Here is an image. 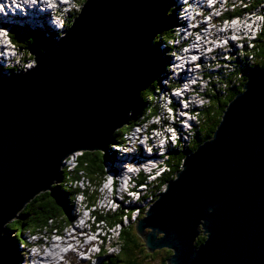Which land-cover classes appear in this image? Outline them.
<instances>
[{"label":"water","instance_id":"obj_1","mask_svg":"<svg viewBox=\"0 0 264 264\" xmlns=\"http://www.w3.org/2000/svg\"><path fill=\"white\" fill-rule=\"evenodd\" d=\"M172 1L85 0L27 73L0 77V255L8 223L61 181L65 159L107 151L127 123L160 68L153 42ZM254 70L136 222L149 252L172 251L169 264H264V67Z\"/></svg>","mask_w":264,"mask_h":264},{"label":"trees","instance_id":"obj_2","mask_svg":"<svg viewBox=\"0 0 264 264\" xmlns=\"http://www.w3.org/2000/svg\"><path fill=\"white\" fill-rule=\"evenodd\" d=\"M75 1L80 6L84 2V0ZM260 1L262 0H253L251 2L252 4H250L252 9L258 6ZM250 5H248L249 9L247 8V10L251 9ZM245 10V8H241L240 6L236 7L235 5L230 4V6L224 10L225 13L223 12L224 14L219 17V21L224 22L223 20L239 17L241 16V13L245 12ZM74 12L75 13L72 14V17L69 20V25L77 16L79 9H75ZM170 16L171 22H174V15ZM10 29V35L13 42L18 47H25L30 54L35 53L36 50H42L47 41L54 40L56 36L54 31L47 28L44 30L41 28L32 30L28 26L11 25ZM260 29L261 30L256 37L257 39L255 43H253V46L247 51L248 55H252L251 65L249 66L245 64V66L241 68V71H233L232 73L227 74L226 81L225 79L219 78L218 80L225 82V88L224 86H221V88H218L219 90L217 91L214 89L211 93H209L211 90H209L208 93H205V96L210 98V102L201 107L196 113L198 116V123L195 124L189 133L190 139L188 141L183 140L178 142V146L170 145L168 153L169 159L166 162L168 170L161 176L157 177L154 180L155 182L152 181L153 179L147 180V176L143 172L139 173V176L133 178L132 182L136 184L135 187L131 188L133 191H136L140 183L145 184L146 186L147 184L150 186L153 185L144 196L139 198L140 201L143 198L154 196L163 189L167 181L174 178L176 172L181 166L187 150L196 149L200 143L212 137L213 132L221 120L227 103L241 91V87L247 80L249 72L253 69L256 70L257 68L264 67V24L261 25ZM163 31L159 33L156 38L160 40L161 36L164 35L163 38L168 40L171 33L170 28H165ZM156 43H158V41H155V44ZM159 46L160 44L158 47H154L157 50V48L159 49ZM157 51L159 52V50ZM244 63H247V61L245 60ZM160 69L157 70L156 77H154L148 83L147 87L141 92L142 99L140 103L130 112L127 123L118 128L112 135V142L109 144L107 151H103L101 149L81 151V153L77 156V165L74 169L64 166L61 169V181L54 182L50 189L38 193L23 207L22 210L19 211L18 215L13 218V221L8 223L7 227L9 231H15V233L12 240L10 238H6L10 243V246H6L2 255H0V264H19V261L22 259L18 253L19 242L23 241L25 244L30 245L25 237V232L27 230L33 234L64 231V228L72 222L71 210L74 206L73 202L76 201L77 193L83 192L85 195L86 207L90 208L96 205L98 201L99 189L105 181L106 176H108L107 161H113V157L115 156V153H117L112 146L117 143H126V133L132 131V129L139 124L150 122V119L159 113L160 107L155 104L156 97L154 92L157 86H161V84L158 83V73ZM10 70L12 69L10 68ZM228 78H237L243 82L240 87H237L231 85ZM151 126L155 127L156 125L153 124ZM83 176L88 179L89 184L91 183L93 185L91 190L90 185L84 190H82L80 185H78V182ZM123 203V201L120 203L119 209H107V211H99L98 208L96 210L92 209L94 219L97 223H102L103 226L109 225V227H113L114 225L120 226V233L117 240L115 242H111L113 246H117L118 251H111L103 244L101 252L98 256L99 259L97 264H169L167 260L172 254L171 250L164 248L154 252H149L143 239L136 230V222L138 220L130 221L127 224L123 222L124 212L129 217L133 214L131 208L132 204H130V207L127 209H124L126 206ZM144 210L146 209L144 208L140 211L138 217L143 215ZM94 229H96L95 225ZM107 237L108 234L106 237H103V239L105 240ZM205 239V235L201 234L197 238L196 244H201ZM15 244L17 245L16 247H14Z\"/></svg>","mask_w":264,"mask_h":264},{"label":"rangeland","instance_id":"obj_3","mask_svg":"<svg viewBox=\"0 0 264 264\" xmlns=\"http://www.w3.org/2000/svg\"><path fill=\"white\" fill-rule=\"evenodd\" d=\"M212 1H214V0H211V6H212ZM252 1L253 0H247L246 2H244L242 0H220V4L215 5L214 8H213V11L212 10L210 11L211 12L210 14L206 13L203 8L194 7V12H193L194 14H193V16H194V18L196 20H195V22L190 23V25L192 24V27H193V29H192L193 35L198 36L197 28H198L199 22H201V20L204 21V22L205 21H209L208 22L209 24H207L208 26H206V28L204 27V28H201L200 29L201 30L200 31V34L206 33L205 36H206L208 42L211 43V45H209V43L206 42V44H208V45H206V47L208 46L207 47L208 52L213 51V48L214 47H218V46L222 45V42L221 41H223L225 43L227 42V38H223V40L221 39V41L218 40V39H214L213 38V36H214L215 33L212 32V31L214 30V28H216V29L218 28L220 30H223V29L229 28L232 23L237 24V25H242L243 23H245L246 27L248 29H250L249 34L247 33V34H244V35H241V36H239L238 34H233L232 35V38L234 37V40L236 39V41H234V42L237 43L236 46H229V47L224 46L222 49H220L217 52H215V53H218V54H212V53H210L209 56H206L204 58V61L202 60L203 61V66H201V64L200 65L199 64L198 65L196 64L198 66V67H195L196 70H200L201 67H202V72H200V73L197 74L198 75V78H201L205 74H207L208 76L215 75V74L221 72V70L218 69V68H221V67H224V69H227V74L231 73L233 70H235L236 72H238V71L241 70V67L242 66H238L236 69H233L234 64H238L237 63L238 61H241L242 63H244L245 60L251 62L252 55H250V57L247 58L246 55H248V52L245 51V50H243L242 48H243L244 45H246V43H249L248 46L250 48L253 46V43H254L253 40L257 37V35H258L257 33H259L260 28H261V24H264V21H262V20H264V15H263L264 14V0L260 1V4L258 6H256L255 8H253V9H252V6L250 5ZM54 2L56 3V6H58L56 8H59V4H57L56 0H54ZM227 2H233V5H235L236 7L240 6L241 8H245L246 9L245 10V13H241L240 14L241 16L238 17V18H236V19H234V20H230L228 22H219V20H217V19H218V17L221 14V10H223V9L225 10L226 9V3ZM0 4L2 5V3H0ZM1 5H0V7L1 8H4ZM248 5L251 6V9L250 10H247V8L249 9V6ZM40 6L41 5L39 4L38 7H40ZM61 6H62V8H59L58 9L59 11L64 10L67 7L69 8V6H70V9L72 10L71 13L67 9V11H64L62 13L63 16L60 17L62 20H64V18H67L69 20V17L71 16V14L75 13L74 11H75L76 7L79 6V4L75 0L74 1L73 0H68V4H65L64 3ZM30 7L31 8H34L35 5L33 4ZM176 7L177 6H175V8ZM26 8H27V13L32 14V16L36 17L37 19H42L43 20V24L46 23V20H48V18H50L51 16L54 17L56 15L55 14L56 11H53V9H50L49 10L50 16L47 17L48 15H46V17L43 18L42 17L43 13H39V15H37L36 13H34L33 10H30L27 6H26ZM56 8H54V9H56ZM38 10L41 11V7H40V9L38 8ZM1 12L2 11L0 9V13ZM174 12L171 11V10L168 12L169 15H174L175 14L174 17H173V19L174 18L175 19H178V22L177 21L176 22H172V27L170 29L171 30L170 39L172 37H175V36L178 35V37L175 39V44L172 46V49L177 48V43H180L187 36V34L185 36H182V37H180V35H179L180 34L179 29L180 28L183 29V28L186 27V25L183 24V21H185L184 19H186V18H181L180 17L181 11L180 12L178 11L179 12V13H177L178 16ZM251 14H252V16H251ZM198 15H201V16L197 19ZM15 16H13V17H15ZM257 17H260V19H257ZM188 21L189 20L187 19V22ZM41 22L42 21H38V23L40 24V26H41ZM25 23L29 24L26 21H25ZM181 25H182V27H181ZM30 26H32L33 28H35L33 25H30ZM175 26H179L178 27V33H177V28H175ZM33 28L30 27V29L34 30ZM189 32H190V30H189ZM240 38H242L244 41H240ZM155 40H156V42L158 41V43L155 44L156 47H158V45L160 44L159 49L157 48V50H159L158 54H160L162 56V60L159 63V66H161V69H160V72L158 73L159 74L158 80H159V83L160 84H163L164 85L163 87H159L158 86V89L155 90V92L157 94V96H156L157 100H156L155 104L160 107V109H159L160 118H158L156 121H159L161 118L162 119H165V116H166L165 114H167V117L168 118L170 117L169 118L170 122L176 121V117H178L179 115L180 116L183 115L184 117H187L188 116V118L192 119L193 122H194V125H195L196 123H198V116L196 114L198 111L193 116V115L187 114L186 112H182L181 113V110L178 109V108H182V107H184V108L190 107L189 102L191 101V99H190V101H187V99H186L183 103H181V102L179 103L178 102V108H176L175 102L177 100L178 101L181 100L180 96H174V101H173V99L170 98V96H166L167 86H169L168 83L170 82V80H172L171 82L173 83L174 82V79H177V73L172 74L170 77L167 76L166 70L169 68V65L167 63L169 60H167V58H169V57L170 58L171 57L173 58L174 57L176 59L177 56H174L172 53L167 54L166 49H163L164 48V45H165L164 42H161V40H159L157 38ZM203 40H204V38H203ZM3 43H5V42L3 41ZM5 44H8L7 41H6ZM17 48L19 50V56L16 58L15 61L7 62V63H6V61H4L3 62L4 65H3V63H0V68H2V67L5 68V67L8 66V64L11 65V66H8V67L11 68L12 70H6L5 71L6 74H13L11 71H14V72H18V70L25 71L26 69L29 68V67H26V65L31 64V66L33 67L34 64H35L34 55L32 56V53L30 54L28 52V50L25 49V47H18L17 46ZM184 48L189 50L190 46L186 45V46H184ZM184 48H182V50H185ZM13 49L15 50L14 46H13ZM239 55H240L241 58L239 57ZM197 56H200V55L197 54ZM193 57H196V56L193 55ZM208 58H209V60H208ZM225 60H227V61L224 62ZM171 68H174V66H171L170 69ZM181 71H182V69H180V68L177 69L175 67V72H181ZM188 72H189V69H188ZM210 83H211V81H209V78L208 77H204L203 80L200 82V89L199 90L202 93V97H201L202 98V101L199 100L196 103L195 107H199L202 104L205 105L208 102H210V98L208 96L203 95L204 92H205V90L207 89V87H209V88L206 91V93H208L209 90L211 89L212 85L209 86ZM190 84L191 85L193 84V80L190 81V82H188V83H186V85H184V88L189 87V89H190ZM189 89H187V90H189ZM178 92H180L181 95L183 94L182 91H181V89L178 90ZM209 93H211V92H209ZM198 99L199 98H194L193 101L194 100L196 101ZM172 103H174V108L176 110H174V108H172ZM174 111L176 112V115L174 114ZM185 124H186L185 121H181L179 123V126L183 127ZM190 126H191V123H190ZM140 130H142V129H140ZM189 132H191V131H189ZM138 133H142V134L144 133V138L142 136V138L139 140L140 143L142 141L146 142L149 139H153V137L155 135H158L159 137H162L161 140L163 141V143L165 142V140L167 142H171L172 144L175 143V137H176V135L173 136V133H175L174 129H168V133H169L168 136L166 135L165 131L162 130V131L155 132L154 134H150V136H146V139H145L146 130L144 132H138ZM138 133L134 129V131L131 134H127L125 136L126 143L132 144V143H134L133 140L134 141L138 140L136 138V134H138ZM164 133H165V136L166 137H164ZM182 139L183 140H186L187 137L185 136ZM126 143H125V145H126ZM157 143L158 142H156L154 144H157ZM126 146L127 147H130L132 149V150H129L130 152L133 151L132 153H127L126 154L128 157L129 156H131V157L132 156H135V154H136V157L139 159L140 158L139 157L140 152H138V151H141V154L142 155L143 154H148V149H146V147H145L146 145H143V144L137 145L136 146L137 148H135V149L132 148V146H129V145H126ZM80 153H81V151H78V152H75V153L71 154L68 157L69 160H67L68 164L65 163V165L67 167H70V169H73V167L76 165V156H78ZM118 155L119 154H116L115 153V156L116 157ZM136 157H132L133 158L132 161L137 160ZM150 158H151V160H153L152 159L153 157H150ZM155 162H157V161L155 160ZM159 168L160 169L158 170L157 174H161L162 172H165V171L168 170L167 167H164V166L163 167H159ZM107 170H111L110 167H108V165H107ZM107 173H108V171H107ZM106 178H108V176H106ZM129 178H130V176L127 173L125 175V177L123 178V180L121 181V183H120V184L124 185L123 188H121L119 186L118 182H116L114 184V186L109 187V189H112L113 190V196L114 197L117 196L116 197V202H118V203H120L122 201L124 202L123 204H125V206H126L124 209H127L128 207H130V206H128L129 204H132L131 205V208H133L132 206L134 205V201H135L134 199L136 197H138V194H139L137 192H134L133 193V196L135 198L133 197V200L130 197H128L126 199L125 198V195H123V194H127V188L128 187L125 186V184L127 183V180ZM106 181H107V179H106ZM106 184H107V182H105V184L99 189L98 201H97L96 205L93 207V209L98 208L99 211H107V209H111V208L112 209H114V208L116 209L117 207L119 209V205L120 204H118V206H117L115 204V202L113 201V198L110 196V192L109 191L108 192L106 191V187H107ZM81 185H84L86 188L90 185V190L93 188V185L91 183L89 184L86 179L84 180V182H81ZM144 185L145 184H142L141 187H143ZM152 186L153 185L148 186L147 188H145V187L142 188V190H141L142 193L143 194H146L148 192V190L150 188H152ZM165 190H166V185H164L163 189L161 191H159L158 193H161L162 191H165ZM158 193H156V194H158ZM154 200H151V197L143 198L141 205L143 207H146L148 209L149 206L153 203ZM73 205L74 206H73V208L71 210V214H72L71 215L72 216V218H71V220H72L71 225L70 226H66V228H64V231L62 233L63 234H65L66 232L67 233H69V232H73L74 233L75 230L79 232L80 231V228L79 227L82 225L81 229L84 228L85 230H88V234H89L86 238L84 237L85 238V241H87V242H90L91 241L92 244L90 245V247H89L88 250H85V249L84 250H79V248L71 247V246L65 247L64 252L59 255V260L62 261L63 259H65V260H68L69 262H71L70 260H73L74 261V264L75 263L76 264H85V263H87V264L88 263L89 264H97L98 263V259H99L98 256H99V253H100V249H101L100 248V245L101 244L102 245L103 244L106 245V247H108L111 251L117 252L118 251L117 246L109 247L111 242H115L117 240L116 234H110V232L111 231H116V230H112V229L109 230L107 232V234H108L107 239H105V240L102 239L101 240L99 238V235L100 234H103V232L105 233V231H101V229H97L98 228V224L92 218V216L90 214V211H87L86 210L85 213H84V215L81 216V218L79 220H77L75 218V214L78 215V214L82 213V208L85 205V195H83V194L80 195V193H77L76 194V201L73 202ZM18 213H19V211L17 212L16 216L18 215ZM85 220H87L88 223H84ZM12 221H13V219L10 222H12ZM130 221H135V220L134 219H126V218H124L125 224L129 223ZM100 222H102V221H100ZM74 225L76 226V228H79V229H74ZM94 225H95V228H96L95 231L93 230L94 229ZM100 225H102V223ZM117 227H119V226H117ZM14 233H15V231H12V232L9 231L6 234L5 233H2V237L4 239L5 238H10L12 240V238L14 236ZM41 233L42 234H34L32 237H35V239H32V237H29L31 235L30 232H29V230H27L25 232V237L29 241H31V243H30V246H27L26 245V250H25L24 246H21V244L19 243V245H18L19 252L18 253H19V255L22 258L21 261H19V264H27L26 263V260H25V257L26 258L29 257L30 254H31V252L32 251H35L36 249L47 248V246H50V244H49L50 242L49 241L62 239V236L59 237V238H57L54 235V232H52L50 235H48L46 233L44 234V232H41ZM83 236H85V234H83ZM38 240L40 241V245L38 244V242H39ZM93 240H96V242L98 241V246L93 242ZM6 246H8V245L6 244ZM9 246H10V244H9ZM16 246L17 245L15 244L14 247H16ZM4 247H5V245H4ZM91 252H92V254H91Z\"/></svg>","mask_w":264,"mask_h":264},{"label":"bare ground","instance_id":"obj_4","mask_svg":"<svg viewBox=\"0 0 264 264\" xmlns=\"http://www.w3.org/2000/svg\"><path fill=\"white\" fill-rule=\"evenodd\" d=\"M242 1H244V2H246L247 0H242ZM56 2H57V4H59V8H62V4H68V0H56ZM173 3H172V5L174 4L175 6H177L176 7V15H177V13H179L180 11H182V10H184V9H187L188 10V13H190V15L186 18V19H184L185 21H183V24H185L186 25V27L185 28H180L179 29V31H180V34L179 35H181L182 34V36H185L186 34H187V36L185 37V41L184 40H182L180 43H177V48H175V49H173V50H171L170 48L168 49V50H166L167 51V54H170V52H172V54L174 55V56H177V58L175 59L174 57L172 58H167V60H169L167 63H168V65H169V68L166 70V73H167V76L168 77H170L172 74H174V73H177V79H174V82H175V86L173 87V88H171V89H168L167 88V90H166V96H170L172 99H173V101H174V96H180V98L182 99V98H187L188 97V93H190V89H192V87L194 86V83L195 82H193V84L191 85L190 84V89L189 90H185V88H184V85H186V83H188V82H190V81H196V85L199 83V81H198V73H200V72H202V67H201V69L200 70H196V68L195 67H198L197 65L199 64H201V66H203V61H204V58L206 57V56H209V54L210 53H212V54H218V53H215V52H217L218 50H220V49H222L224 46H227V47H229V46H236V42H234V41H236V39L234 40V38H232V35L233 34H238L239 36H241V35H244V34H249V31H250V29H248L247 27H246V25H245V23H243L242 25H237V24H234V23H232L231 24V26L229 27V28H227V29H223V30H220V29H216V28H214V30L212 31V32H214L215 34H214V36H213V38L214 39H218V40H220L221 41V39L223 40V38H227V42L225 43V42H223V41H221L222 42V45H220V46H218V47H214L213 48V51H210V52H208V50H207V47H206V45H208V44H206V42H208V40H207V38H206V33H202V34H200V29L201 28H206V26H208L207 24H209L208 22L209 21H202L201 20V22H199V26H198V28H197V31H198V36H195V35H193V33H192V29H193V27H192V24L190 25V23H193V22H195V18H194V16H193V12H194V7H198V8H203L204 10H205V12L206 13H208V14H210L211 12V10L213 11V8H214V6L215 5H218V4H220V0H214V1H212V6L210 7V6H208V0H187V4H184V3H181V0H173L172 1ZM0 3H2V5L1 6H3L4 8H1L0 7V9H1V11H4L5 10V6H7V5H9V6H17L18 4H20L21 3V0H16V2L14 3L13 2V0H0ZM40 3H39V0H38V2L36 3V4H34L35 5V7L34 8H31L29 5H24L23 6V8H26V6L30 9V10H33L34 11V13H36L37 15H39V13L41 12V11H39L38 10V8L40 9V7H38V5H39ZM230 4H233V2H227L226 3V8L228 7V6H230ZM252 4V3H251ZM171 5V6H172ZM188 5V6H187ZM198 5V6H197ZM205 5V6H204ZM18 7V6H17ZM56 7H58V6H56ZM183 7V8H182ZM59 8H56V9H53V8H47L48 10L47 11H49L50 9H53V11H55V10H57V11H59L58 9ZM182 8V9H181ZM6 10H8L9 11V9L6 7ZM171 10V9H170ZM169 10V11H170ZM200 10V9H199ZM179 11V12H178ZM224 9L223 10H221V14H220V16L219 17H221L224 13ZM41 13H43V15H42V17L43 18H45L46 17V15H48L47 17H49L50 16V13H47V12H41ZM245 13V12H244ZM263 13V12H262ZM55 14H57L56 12H55ZM175 15V14H174ZM264 15V14H263ZM178 16V15H177ZM201 15H198V17H197V19L200 17ZM40 17V16H39ZM219 17H218V19L217 20H219ZM240 17V16H239ZM41 18V17H40ZM236 18H238V17H236ZM236 18H234V19H236ZM12 19H17V16H15V17H13ZM187 19L189 20L188 22H187ZM234 19H229V20H223L224 22H228V21H230V20H234ZM0 20H2V18H0ZM25 20L26 21H28L30 24H32V25H37V24H39L38 23V21H42L41 22V24H43V20L42 19H37L36 17H34V16H32V14H30V13H27L26 14V16H25ZM47 21V20H46ZM173 21L174 22H178V19H173ZM181 21V20H180ZM262 21H264V20H262ZM220 22V21H219ZM72 23V22H71ZM71 25V24H70ZM69 24H68V26H70ZM180 25V24H179ZM227 25V24H226ZM262 25V24H261ZM43 27H45V26H43ZM43 27H38V28H41L42 30H44L43 29ZM181 27H182V25H181ZM226 28V27H225ZM189 30H190V32H189ZM261 30V29H260ZM196 33V32H195ZM258 34V33H257ZM208 35V34H207ZM182 36H180V37H182ZM3 37V38H2ZM199 38V39H198ZM203 38H204V40H203ZM206 38V39H205ZM3 41L6 43V40H5V37L4 36H2V35H0V53H4V55H2L1 57H3V58H1L0 59V63H3L4 61H6V63L7 62H12V61H15L16 60V55H11V53H13L15 50L13 49V44H11V43H8V44H5V43H3ZM244 41V40H243ZM209 43V45H211V43L210 42H208ZM186 45H188V46H190V48H189V50H187V51H185V50H182V48H184V46H186ZM198 46V47H197ZM154 47V46H153ZM152 47V48H153ZM15 48V47H14ZM187 48V47H186ZM185 49V48H184ZM210 49V48H209ZM241 49V48H240ZM153 50H154V53L157 55V57H158V60H159V62H158V67H160L161 68V66H159V63H160V61L162 60V56L160 55V54H158V51L156 50V48L154 47L153 48ZM207 50V51H206ZM242 50V49H241ZM168 51H169V53H168ZM15 53V52H14ZM18 53H19V50H18ZM197 54H199L200 56H197ZM193 55L194 56H196L195 57V59H193ZM7 57V58H6ZM239 57H240V55H239ZM246 57L248 58V57H250V54L247 56L246 55ZM191 58V59H190ZM241 58V57H240ZM203 60V61H202ZM208 60H209V58H208ZM247 62H249V61H247ZM238 64H234V66H233V69H236L238 66H240V65H242V62L241 61H238L237 62ZM197 64V65H196ZM167 66V65H166ZM171 66H174V68H171L170 69V67ZM179 66V67H178ZM157 67V68H158ZM175 67L177 68V69H182V71L181 72H175ZM200 67V66H199ZM160 68H158V69H156V71L157 70H159ZM188 69H189V72H188ZM170 79V78H169ZM172 80H170V82L168 83V85L169 86H171V85H173V83L171 82ZM159 83V82H158ZM202 84V83H201ZM164 85L163 84H161V86L160 87H163ZM181 89V91H182V93L184 94V96H181V93L179 92V95H177L176 93L178 92V90H180ZM163 96V95H162ZM164 97V96H163ZM187 101H190V99L189 100H187ZM191 101H193V99H191ZM195 101V100H194ZM178 100L175 102V104H176V108H178ZM174 110H176L175 108H174ZM174 114L176 115V112L174 111ZM166 116H165V122H170V120H169V118L167 117V114H165ZM178 115V114H177ZM188 117V116H187ZM180 118H181V116L179 115L178 117H176V121H173L172 123L173 124H175V125H178L179 124V121H180ZM188 122H189V120H187ZM138 133V132H137ZM165 133H166V135L168 136L169 135V133L167 132V131H165ZM142 137L143 136V138H144V133L142 134V133H138V134H136V138L138 139V140H140L138 137ZM154 139L152 140V144H154V143H156V142H158L159 141V136L158 135H155L154 137H153ZM132 139V138H131ZM144 141H142L141 142V144H143V145H145L146 143H147V141L146 142H144ZM179 142H180V140H179ZM179 144V143H178ZM113 150V149H112ZM174 151V150H173ZM138 152H140V154H139V157L141 158L142 157V154H141V151H138ZM180 155V154H179ZM75 156V155H74ZM132 157H136V154H135V156H132ZM131 156H127L126 154L125 155H118L112 162H111V164L110 165H108V167H114V166H116V165H118V166H120V167H122L123 166V164H124V162H128V161H132L133 160V158H132ZM139 158V159H140ZM136 159L137 160H139L137 157H136ZM67 160H69V159H67ZM67 160L65 161V163L66 164H68V162H67ZM75 167V166H74ZM74 167H73V169H74ZM115 168H117V167H115ZM130 171L131 170H133V167L132 166H130V169H129ZM147 170H149V169H147ZM108 171V173H109V175H110V181H111V184H113V182L115 181V180H117L118 181V184H120L121 183V181L123 180V178L125 177V175L127 174V172H125V171H120V172H115V171H113V170H107ZM129 174V176H130V178L131 179H133V178H135V177H137V176H139V170L137 169L135 172H131V173H128ZM161 178V177H160ZM87 180L88 181V179L85 177V176H83L82 177V179L78 182V185H80V187L82 188V190H84V189H86V187L84 186V185H81V182H84V180ZM152 180V179H151ZM153 181V180H152ZM155 182V181H154ZM149 183V182H148ZM76 184V183H75ZM114 186V185H113ZM148 186H150V185H148L147 184V186L146 185H144L143 187H140L141 188V190H142V188H147ZM138 191L137 193H139L138 194V197H134L133 196V193L134 192H131V198H132V200H133V197L135 198L134 200V204H135V209L133 210V214H132V216L131 217H129L127 214H125L124 215V218H126V219H134L135 221L137 220V218H138V216H139V213H140V211H142V209H146L147 210V208L146 207H143L141 204H142V200L140 201V197H142V196H144L145 194H143L142 193V191ZM123 192V191H122ZM163 192V191H162ZM161 192V193H162ZM159 194L160 193H158V194H156L155 196H152L151 197V200H154V199H156L158 196H159ZM81 195V194H80ZM155 201V200H154ZM153 201V202H154ZM130 205V204H129ZM128 205V206H129ZM79 215H81V213L79 214ZM79 215H76L75 214V218H77ZM78 219V218H77ZM82 226V225H81ZM80 226V227H81ZM89 235V234H88ZM77 235L75 234V233H73V232H69V233H65V234H63L62 235V239H60V240H52V241H49L50 243V246H47V248H40V249H36L35 251H32L31 252V254H30V256L29 257H25V260L27 261V264H74V261L73 260H70L71 262H69L68 260H64V261H60L59 260V255L60 254H62L63 252H64V249H65V247H69V246H71V247H76V248H79V250H88L89 249V247H90V245L92 244L91 243V241L90 242H87V241H85V238L84 237H76ZM3 238V237H2ZM64 238V239H63ZM42 241V240H41ZM3 242L5 243V247L4 248H6V244L8 245V241H7V239L5 238H3ZM40 242V241H39ZM43 242V241H42ZM85 242V243H84ZM84 243V244H83ZM3 250V249H2ZM78 250V249H77ZM69 251V250H68ZM71 252V251H70ZM91 254H92V252H91ZM70 259V258H69ZM87 261V260H86ZM85 261V262H86ZM76 264V263H75Z\"/></svg>","mask_w":264,"mask_h":264},{"label":"clouds","instance_id":"obj_5","mask_svg":"<svg viewBox=\"0 0 264 264\" xmlns=\"http://www.w3.org/2000/svg\"><path fill=\"white\" fill-rule=\"evenodd\" d=\"M74 1V0H73ZM85 1V0H84ZM13 2L15 3L16 2V0H13ZM38 2V0H21V3L20 4H18L17 6H10V11H9V13H6L5 11H4V13L1 15L0 14V18H2V20H0V35H2V36H4L5 37V40L7 41V43H12L13 44V46L15 47V53L13 52V53H11V55H16V57H18L19 56V53H18V48H17V45L13 42V40H12V38H11V35H10V26L11 25H14V26H17V25H19V26H28L29 28L31 27V28H33L32 26H30V25H32V24H30L28 21H26L25 20V16H26V13H27V8H23V6L24 5H29V6H31V5H33V4H36ZM39 3H40V7H41V12H47V13H50L49 11H47L48 9L47 8H56V3L54 2V0H39ZM181 3H184V4H187V0H181ZM208 5L209 6H211V0H208ZM81 7H82V5L80 6H78V7H76V9H79V11H80V9H81ZM67 9H68V11L71 13V9H70V6H69V8L67 7L66 9H64V10H61V11H57V10H55L56 11V15L54 16V17H50V18H48V20L46 21V23L45 24H41V26H40V24H37V25H33L35 28H33L34 30H37V28L40 26V27H43V26H45V27H43V29H45V28H47V29H50V30H52V31H54L55 33H56V36H55V38H54V40H52V41H55V40H60L61 39V36L62 35H64V33L66 32V30H67V28L69 27L68 26V24H69V20H70V18L72 17V14H71V16L69 17V20L67 19V18H64V20H62L60 17L61 16H63L62 15V13L64 12V11H67ZM170 9H172V11L174 12V11H176V8H175V5L173 4L172 6H171V8ZM40 12V13H41ZM79 13V12H78ZM244 13V12H243ZM52 14V13H51ZM17 16V19H12V17L13 16ZM190 15V13H188V10L187 9H185V10H182L181 11V13H180V17L181 18H187L188 16ZM171 16L168 14V17H167V21H166V26H165V28H170L171 29V27H172V22H171ZM257 19H260V17H257ZM25 21L26 22H28L29 24H27V23H25ZM178 27L179 26H175V28H177V33H178ZM164 28V29H165ZM163 29V30H164ZM162 30V31H163ZM161 31V32H162ZM160 32V33H161ZM164 32V31H163ZM159 35V34H158ZM157 35V36H158ZM156 36V37H157ZM163 36L164 35H162L161 36V38H160V40H161V42H164V48L163 49H166V50H168L169 48H171L174 44H175V39L178 37V35L177 36H175V37H172L171 39H170V35H169V37H168V40L166 39V38H163ZM180 36H182V34L180 35ZM3 38V37H2ZM234 38V37H233ZM156 39V38H155ZM256 39L257 38H255L254 40H253V42L255 43V41H256ZM51 41V42H52ZM155 41L156 40H154V42H153V46H156L155 45ZM240 41H243V39L242 38H240ZM249 41V40H248ZM247 41V42H248ZM48 42H50V41H47V43ZM250 42V41H249ZM248 44L249 43H246V45H244L243 46V50H245V51H248V49H250V47L248 46ZM198 47V46H197ZM188 49H185V51H187ZM2 55H4V53H0V59L1 58H3V57H1ZM32 55H34V53L32 54ZM7 58V57H6ZM193 59H195V57H193ZM227 60H225L224 62H226ZM245 62V61H244ZM251 63L252 62H247V63H243V65H242V67L243 66H245V64H247V65H251ZM3 65H4V63H3ZM8 66H11V65H9L8 64ZM5 67V68H1L0 69V77H6V76H10V75H12V74H6L5 73V71L6 70H10V68L9 67ZM26 67H29V68H31L32 66H31V64H28V65H26ZM179 67V66H178ZM241 67V68H242ZM28 68V69H29ZM218 69H220L221 70V72H219V73H217V74H215V75H212V76H208L207 74H205L204 76H202L201 78H199L198 79V81H199V83L196 85V81H193V82H195L194 83V86L192 87V89H190V93H188V97L187 98H182L180 101H178L179 103L181 102V103H183L186 99L187 100H189V99H194V98H199L198 100H196V101H190L189 102V105H190V107H187V108H184V107H182V108H178V109H180L181 110V112H186L187 114H189V115H195V113L197 112V111H199V109L201 108V107H203L204 105L202 104V105H200L199 107H195V105H196V103L199 101V100H201L202 101V93L200 92V82L203 80V78L204 77H208L209 78V81H211V83L209 84V86L210 85H212V83H213V85H212V87H211V91L210 92H213L214 91V89H215V91H217V90H219L218 88H221V86H224V88L226 87V84H225V82H222V80L220 81V80H218L219 78H221V79H225V81H226V78H227V69H224V67H221V68H218ZM217 69V70H218ZM27 70V69H26ZM233 71H235V70H233ZM232 71V72H233ZM241 71V70H240ZM13 74H19V73H27V72H22V71H20V70H18V72H14V71H11ZM160 72V71H159ZM231 72V73H232ZM228 81L230 82V84L231 85H234V86H237V87H240L241 86V84H242V82L243 81H240L239 79H237V78H228ZM214 83H215V85H214ZM245 83V82H244ZM243 83V84H244ZM175 86V82L173 83V85H171V86H167V88L168 89H171V88H173ZM187 89H189V87H186ZM185 88V90H187ZM208 88L209 87H207V89L205 90V92H204V94L203 95H205V93H206V91L208 90ZM223 88V89H224ZM156 89H158V86L156 87ZM161 89V88H160ZM241 90H242V87H241ZM221 91H223V90H221ZM224 92V91H223ZM155 93V97L157 96V94H156V92H154ZM177 95H179V92H177L176 93ZM181 96H184V94H182ZM156 100H157V98H156ZM156 100H155V102H156ZM177 102V103H178ZM172 108H174V103H172ZM158 118H160V114L158 113V115H155V116H153L150 120L152 121V122H158V130H160L161 129V131L163 130V131H167L168 132V129H170L171 128V124H173L172 122H165V120L164 119H160L159 121H156ZM154 119V120H153ZM162 120V121H161ZM180 120L181 121H185L186 122V124L183 126V127H181V126H179V124L178 125H173L175 128H176V131H177V139H178V142H179V140L180 141H183V137H187V139L186 140H184V141H188L189 139H190V136H189V131H191L192 129H193V127L195 126L194 125V122H193V120L192 119H190V118H188V117H181L180 118ZM187 120H189V122L187 121ZM151 121L150 122H147V123H143V124H139L138 126H135L133 129H132V131H129L128 133H126L125 134V136L127 135V134H131L133 131H134V129L137 131V132H139L140 131V129H141V125L142 126H146L147 124H149V123H151ZM161 122V123H160ZM162 122L165 124L164 126H162V125H160V124H162ZM190 123H191V126H190ZM161 126V127H160ZM176 133H173V136L175 135ZM164 135H165V133H164ZM164 137H166V136H164ZM166 141V140H165ZM178 142H176V137H175V143H171V142H168V144L166 145V147H164L163 149H159V148H157V149H155L154 151H152L153 153L152 154H150L149 152H148V154H143L142 155V158H145V160H147V164L146 165H136L137 163V161H140L141 159H139V160H134V161H128L127 163L126 162H124V164H123V166L122 167H120V166H118V165H116V166H114V167H110V169L111 170H113V171H115L116 173L117 172H120V171H125V172H127V173H133V172H135L137 169L139 170V173H141V172H143L144 174H146V176H147V180H149V179H153V181L157 178V177H159V176H161L164 172H162L161 174H157V172H158V170L160 169L159 167H167V165H166V162L168 161V159H169V157H168V153H169V148H170V145H172V146H176L177 144H178ZM128 143H126V145H127ZM125 145V143H117V144H114L113 146H112V148L115 150V151H117V153L116 154H119V155H125V154H127V153H131V152H129V150L126 148L127 146ZM116 146H118L119 148H121L122 150L121 151H118L119 150V148H117ZM178 146V145H177ZM135 152V151H134ZM70 156V155H69ZM68 156V157H69ZM68 157L65 159V161L68 159ZM150 157H156L155 159H153V160H151V158ZM116 158V156L115 157H113V159H115ZM155 160L157 161V162H155ZM111 162L112 161H107V165H110L111 164ZM76 165H77V156H76ZM76 165H75V167H76ZM125 165V166H124ZM66 166V165H65ZM130 166H132L133 167V170H129L130 169ZM74 167V168H75ZM115 167H117V168H115ZM147 169H149V170H147ZM106 179H107V181H106ZM105 179V181L102 183V185H101V187L105 184V182H107V184H106V191L108 192L109 190H107V188H109V187H112L116 182H118L117 180H115L114 182H113V184H111V181H110V175H109V173H108V178H106ZM130 180V181H129ZM132 180L133 179H131V178H129L128 180H127V183L125 184V186H127L128 188H127V194H123V195H125L126 197V199L128 198V197H130L131 198V192H138V191H140L141 190V183H140V185L137 187V189H136V191H133V190H131V188H133V187H135L136 186V184L135 183H133L132 182ZM119 186L121 187V188H123L124 187V185H122V184H119ZM100 187V188H101ZM109 192H111V191H109ZM83 192H80V194H82ZM84 195V194H83ZM111 196V195H110ZM117 197V196H116ZM116 197H112L113 199H114V202H115V204L118 206V204H120V203H118V202H116ZM157 199V198H156ZM155 199V200H156ZM86 207V203H85V205L83 206V208H82V213H81V215H79L76 219L77 220H79L80 218H81V216H83L84 215V213H85V208ZM118 208V207H117ZM116 208V209H117ZM92 209H93V207H90V210L92 211ZM97 209V208H96ZM96 209H94V210H96ZM112 209V208H111ZM115 209V208H114ZM130 209V208H129ZM135 209V204H134V206H133V208H132V211ZM90 210H87V211H90ZM146 210H144L143 211V213L145 212ZM209 211L211 212V209H209ZM126 213L124 212V215H125ZM143 215H141L140 217H142ZM93 217H94V215H93ZM140 217H138L137 218V220H139V218ZM95 222H96V220H94ZM123 222H124V216H123ZM125 223V222H124ZM71 225V224H70ZM70 225H67V226H70ZM109 226V225H108ZM117 226H119V225H114L113 227H110L112 230H116V231H111L110 232V234H116V236L118 237V235H119V233H120V226L119 227H117ZM74 229H76V226L74 225ZM98 229V228H97ZM111 229H109V230H111ZM94 230H96V229H94ZM108 230V231H109ZM59 232H63V231H59ZM54 233H55V231H54ZM107 233V232H106ZM30 234H33V233H31L30 232ZM38 234H40V233H38ZM46 234H48V235H50L51 233H46ZM63 234V233H62ZM77 235V234H76ZM77 237H81L80 235H77ZM99 238L102 240L103 239V236H99ZM27 239V238H26ZM32 239H35V237H32ZM27 241H28V243H30L31 241H29L28 239H27ZM93 242L98 246V241L96 242V240H93ZM20 244H21V246H22V243H24V248H25V250H26V245L27 246H30V245H28V244H25V242H23V241H20L19 242ZM92 243V242H91ZM109 247H114L111 243H110V246ZM100 248H102V244L100 245ZM100 252H101V249H100ZM21 257V256H20ZM26 263H27V261H26ZM85 264H87V263H85ZM89 264V263H88Z\"/></svg>","mask_w":264,"mask_h":264},{"label":"flooded vegetation","instance_id":"obj_6","mask_svg":"<svg viewBox=\"0 0 264 264\" xmlns=\"http://www.w3.org/2000/svg\"><path fill=\"white\" fill-rule=\"evenodd\" d=\"M170 49L173 50L172 47ZM170 53H172V52H170Z\"/></svg>","mask_w":264,"mask_h":264},{"label":"built area","instance_id":"obj_7","mask_svg":"<svg viewBox=\"0 0 264 264\" xmlns=\"http://www.w3.org/2000/svg\"><path fill=\"white\" fill-rule=\"evenodd\" d=\"M251 16H252V14H251ZM171 98V97H170ZM172 99V98H171ZM142 186V185H141ZM83 194V193H82Z\"/></svg>","mask_w":264,"mask_h":264}]
</instances>
